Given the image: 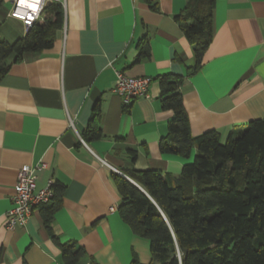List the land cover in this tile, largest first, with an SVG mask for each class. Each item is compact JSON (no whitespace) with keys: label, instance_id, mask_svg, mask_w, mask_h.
I'll return each instance as SVG.
<instances>
[{"label":"crops","instance_id":"1","mask_svg":"<svg viewBox=\"0 0 264 264\" xmlns=\"http://www.w3.org/2000/svg\"><path fill=\"white\" fill-rule=\"evenodd\" d=\"M186 4L64 0L52 46L6 61L0 79V264H62L42 213L52 202L33 209L24 225L5 227L18 169L41 163L46 167L36 171L35 188L49 179L63 187L49 226L60 243L84 248L80 264L151 261L149 241L134 235L118 214L121 196L113 178L131 180V169L178 176L195 154L193 149L186 159L160 152L173 116L160 107V75L184 77L179 92L194 137L213 130L224 139L232 128L264 117V0H214L211 41L193 73L192 45L175 18ZM7 11L4 19L19 21ZM16 21L8 41L27 31ZM142 41L149 55L137 61ZM115 70L150 77L147 96L124 103L111 91ZM96 104L103 137L88 142L83 132Z\"/></svg>","mask_w":264,"mask_h":264},{"label":"trees","instance_id":"2","mask_svg":"<svg viewBox=\"0 0 264 264\" xmlns=\"http://www.w3.org/2000/svg\"><path fill=\"white\" fill-rule=\"evenodd\" d=\"M213 3L187 0L184 13L175 17L192 45L195 64L188 68L190 73L201 67L211 41ZM43 14L44 21L34 23L24 36L0 39V79L8 59L18 61L52 46L62 26V6L49 3ZM146 43H140L137 61L149 55ZM183 78L174 73L157 77L160 107L173 113L158 145L160 152L169 155L187 159L193 149L195 154L178 176L131 169L127 176L132 184L114 174L121 196L118 214L134 235L149 241L152 259L146 264H264V117L232 128L224 141L213 130L194 137L179 92ZM92 110L83 132L88 142L103 137L100 106ZM53 189L52 205L42 211L46 230L60 248L62 264H80L84 248L75 242L60 243L49 226L61 204L63 187L54 184ZM132 264L141 263L134 260Z\"/></svg>","mask_w":264,"mask_h":264},{"label":"built area","instance_id":"3","mask_svg":"<svg viewBox=\"0 0 264 264\" xmlns=\"http://www.w3.org/2000/svg\"><path fill=\"white\" fill-rule=\"evenodd\" d=\"M27 2L35 3L36 10L33 11L31 8L22 7L19 0H10L11 6L7 11L8 17L21 21L26 29L44 18L43 11L47 4H63L64 0H27ZM150 82V77H130L122 71L115 70V80L111 91L121 96L124 103L127 104L133 99L146 97ZM80 140L83 142L81 138ZM44 167H46L44 163L35 166L25 164L18 169L14 193L11 199L12 207L5 214L6 229L13 230L17 226L24 225L33 209L48 204L53 200L55 193L52 179H49L43 188H35L36 171Z\"/></svg>","mask_w":264,"mask_h":264},{"label":"rangeland","instance_id":"4","mask_svg":"<svg viewBox=\"0 0 264 264\" xmlns=\"http://www.w3.org/2000/svg\"><path fill=\"white\" fill-rule=\"evenodd\" d=\"M9 6H10V4L8 2H5L3 7L0 9V39L6 40V41H8L7 36H10L9 35V26L12 25L13 21H16V20H9L8 18L4 19V16L6 13L5 11H7V9H9ZM20 23L21 22L16 21V23L14 24L17 29H20V27H21ZM15 39H12V40H15ZM222 140L224 141V139H222Z\"/></svg>","mask_w":264,"mask_h":264},{"label":"snow or ice","instance_id":"5","mask_svg":"<svg viewBox=\"0 0 264 264\" xmlns=\"http://www.w3.org/2000/svg\"><path fill=\"white\" fill-rule=\"evenodd\" d=\"M22 7H28L31 8L33 11L36 10V4L35 3H28L27 0H19ZM23 18V17H21Z\"/></svg>","mask_w":264,"mask_h":264},{"label":"water","instance_id":"6","mask_svg":"<svg viewBox=\"0 0 264 264\" xmlns=\"http://www.w3.org/2000/svg\"><path fill=\"white\" fill-rule=\"evenodd\" d=\"M79 129H81V127L79 126ZM132 182V180H130ZM132 184H135V182H132ZM137 185V184H136Z\"/></svg>","mask_w":264,"mask_h":264}]
</instances>
